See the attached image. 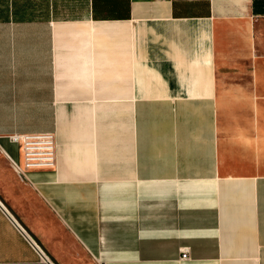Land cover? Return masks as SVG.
I'll list each match as a JSON object with an SVG mask.
<instances>
[{"label": "crops", "instance_id": "0c3cea01", "mask_svg": "<svg viewBox=\"0 0 264 264\" xmlns=\"http://www.w3.org/2000/svg\"><path fill=\"white\" fill-rule=\"evenodd\" d=\"M251 2L0 0V197L57 264H264ZM41 132L56 168L22 178ZM0 264H44L1 209Z\"/></svg>", "mask_w": 264, "mask_h": 264}, {"label": "built area", "instance_id": "2783aa9c", "mask_svg": "<svg viewBox=\"0 0 264 264\" xmlns=\"http://www.w3.org/2000/svg\"><path fill=\"white\" fill-rule=\"evenodd\" d=\"M10 140L18 146L19 157L11 159L6 156V158H8L13 171L20 177L25 178L27 171L54 170L56 168L57 143L54 134L49 132L15 134L10 137ZM0 209L38 255L41 262L54 264L49 254L44 252L34 237L25 231L1 200ZM182 258H184V255H182Z\"/></svg>", "mask_w": 264, "mask_h": 264}, {"label": "water", "instance_id": "95a60500", "mask_svg": "<svg viewBox=\"0 0 264 264\" xmlns=\"http://www.w3.org/2000/svg\"><path fill=\"white\" fill-rule=\"evenodd\" d=\"M0 200H1V202L4 204V206H6L5 205V203L3 202V200L1 199V197H0ZM7 208H8V210H9V212L15 217V219L17 220V222H19L21 225H22V227L25 229V231L27 232V233H29L32 237H34V239L36 240V242H37V244L39 245V246H41L42 247V245L40 244V242H39V240L30 232V230L29 229H27V227L18 219V217L15 215V213L8 207V206H6ZM42 249H43V247H42ZM43 251L44 252H46L44 249H43ZM47 253V252H46ZM50 256V255H49ZM50 258H51V260L53 261V263L54 264H57L56 263V261L50 256Z\"/></svg>", "mask_w": 264, "mask_h": 264}, {"label": "trees", "instance_id": "16d2710c", "mask_svg": "<svg viewBox=\"0 0 264 264\" xmlns=\"http://www.w3.org/2000/svg\"><path fill=\"white\" fill-rule=\"evenodd\" d=\"M252 12L254 15H261L264 14V3H256L254 0L251 2Z\"/></svg>", "mask_w": 264, "mask_h": 264}, {"label": "rangeland", "instance_id": "374dc122", "mask_svg": "<svg viewBox=\"0 0 264 264\" xmlns=\"http://www.w3.org/2000/svg\"><path fill=\"white\" fill-rule=\"evenodd\" d=\"M12 158H14V157H12Z\"/></svg>", "mask_w": 264, "mask_h": 264}]
</instances>
